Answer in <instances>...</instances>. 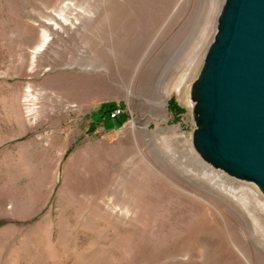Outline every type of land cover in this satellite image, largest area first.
I'll return each mask as SVG.
<instances>
[{
  "label": "rangeland",
  "instance_id": "1",
  "mask_svg": "<svg viewBox=\"0 0 264 264\" xmlns=\"http://www.w3.org/2000/svg\"><path fill=\"white\" fill-rule=\"evenodd\" d=\"M224 2L0 0V264H264V196L192 141Z\"/></svg>",
  "mask_w": 264,
  "mask_h": 264
},
{
  "label": "water",
  "instance_id": "2",
  "mask_svg": "<svg viewBox=\"0 0 264 264\" xmlns=\"http://www.w3.org/2000/svg\"><path fill=\"white\" fill-rule=\"evenodd\" d=\"M191 99L201 159L264 196V0H225Z\"/></svg>",
  "mask_w": 264,
  "mask_h": 264
},
{
  "label": "bare ground",
  "instance_id": "3",
  "mask_svg": "<svg viewBox=\"0 0 264 264\" xmlns=\"http://www.w3.org/2000/svg\"><path fill=\"white\" fill-rule=\"evenodd\" d=\"M229 203H230V204H229V207L232 209V211L235 212V211L237 210L238 207L236 208V206H235V204H234L233 202H229ZM238 210H239V209H238ZM238 210H237V211H238ZM237 211H236V213H237ZM237 215H238V214H237ZM242 221H244V222H246V223L249 222L248 219H247V218H244V217H242ZM247 224H248V223H247ZM248 226H249V225H248ZM250 226H251V225H250ZM247 230H248V229H247ZM249 230H250V228H249ZM250 232H251V231H250ZM231 240H232V239H231ZM232 244H234L233 241H232ZM255 253H256L257 256L260 255V252H259L258 250H255ZM242 255H243V257L246 259L247 263L250 264V260H249L246 256H244V254H242Z\"/></svg>",
  "mask_w": 264,
  "mask_h": 264
},
{
  "label": "built area",
  "instance_id": "4",
  "mask_svg": "<svg viewBox=\"0 0 264 264\" xmlns=\"http://www.w3.org/2000/svg\"><path fill=\"white\" fill-rule=\"evenodd\" d=\"M121 113H122V110H121V109H119V108L114 109L113 111L110 112V114H109V118H110L111 120H114V119H116L117 117H119V115H121Z\"/></svg>",
  "mask_w": 264,
  "mask_h": 264
},
{
  "label": "trees",
  "instance_id": "5",
  "mask_svg": "<svg viewBox=\"0 0 264 264\" xmlns=\"http://www.w3.org/2000/svg\"><path fill=\"white\" fill-rule=\"evenodd\" d=\"M114 108H115V106L112 105V106H111V107L105 112V115L107 116L108 119H110V118H109V114H110L111 111L114 110ZM110 120H111V119H110Z\"/></svg>",
  "mask_w": 264,
  "mask_h": 264
}]
</instances>
